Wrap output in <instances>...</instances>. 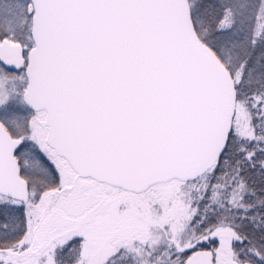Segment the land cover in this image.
Listing matches in <instances>:
<instances>
[{
    "label": "snow or ice",
    "instance_id": "obj_1",
    "mask_svg": "<svg viewBox=\"0 0 264 264\" xmlns=\"http://www.w3.org/2000/svg\"><path fill=\"white\" fill-rule=\"evenodd\" d=\"M0 264H264V0H0Z\"/></svg>",
    "mask_w": 264,
    "mask_h": 264
}]
</instances>
